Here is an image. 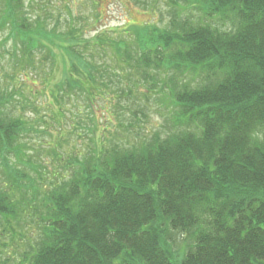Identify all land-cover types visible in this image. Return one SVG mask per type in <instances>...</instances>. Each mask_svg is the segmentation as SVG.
I'll return each mask as SVG.
<instances>
[{
  "label": "trees",
  "instance_id": "1",
  "mask_svg": "<svg viewBox=\"0 0 264 264\" xmlns=\"http://www.w3.org/2000/svg\"><path fill=\"white\" fill-rule=\"evenodd\" d=\"M3 2L13 58L20 50L38 70L66 56L49 106L76 95L94 106L100 96L116 110L121 94L170 106L164 131L95 148L42 196L11 160L22 155L27 122L6 117L12 96L0 97V228L19 222L24 204L42 224L19 264H264V0H172L170 29L146 23L121 39L98 35L106 47L95 45L97 54L109 50L117 63L105 71L87 60L93 44L80 28L57 31L25 15L22 0ZM140 86L145 97L133 92Z\"/></svg>",
  "mask_w": 264,
  "mask_h": 264
},
{
  "label": "rangeland",
  "instance_id": "2",
  "mask_svg": "<svg viewBox=\"0 0 264 264\" xmlns=\"http://www.w3.org/2000/svg\"><path fill=\"white\" fill-rule=\"evenodd\" d=\"M22 2L25 3L24 14L32 21L42 22L45 19L48 25L55 24L57 31L80 28L83 32L81 38L85 41L78 36L80 40L93 44L91 51H86L87 60L95 59L97 67L103 66L102 71L115 68L117 63L109 50L97 54L96 46L103 49L106 47V39L98 40V35L113 37L119 34L121 39L129 26L140 27L146 23L170 29V21L177 9L172 0H22ZM4 7L3 0H0V17ZM199 13L198 9L188 12L194 17L199 16ZM7 35V28L0 29V97L12 96L13 101L5 105L4 114L8 118L24 117L28 127L27 132L21 135L18 141L22 155L20 158L11 156V160L22 175L28 176V180L34 183L42 196L55 188V182H62L75 170H79L78 161L83 163L86 158L94 156L95 148L99 150L104 146L110 148L116 141L123 145L131 144L140 137L150 138L155 131H164L168 126L170 114L166 108L170 106L167 107L165 105L167 103L163 104L156 98L141 100L142 104L139 105L129 98H123L124 94L116 95V110L112 108L114 107L111 106L112 103L108 104L110 108L102 106L100 96L94 100V106L81 95L67 99L63 106L55 104L49 106L52 103L49 94L55 88V82L64 75L62 62L65 61V54L62 51L57 52L56 70L57 62L55 64L52 61L39 65L38 70H29L27 67L32 68L23 60L20 50L17 57L13 58L14 41L7 40ZM133 39L131 35L130 42H134ZM57 43L58 41L55 44ZM19 49L22 50V47ZM42 56L44 55L36 57L37 60L42 61ZM44 75L48 79L46 86L42 78ZM119 83L123 89L129 86L125 81ZM133 92L139 94L138 96L143 94L142 97L146 95V90L142 86L133 87ZM22 104H26V108ZM95 127L97 130L94 134L92 129ZM106 128H110L111 131H105ZM103 135L106 136L104 145L101 142ZM55 153L58 157H55ZM2 180H6V176L3 167L0 166V183ZM24 205L25 212H21L19 222L16 219L13 225L9 227L3 225L0 228V238L8 243V249L0 254V261H6L8 264H19L29 240L35 242L40 239L42 224L39 215H35L31 210H25L27 205ZM16 225L18 226L16 229H11ZM177 244L178 247L184 246L176 239Z\"/></svg>",
  "mask_w": 264,
  "mask_h": 264
}]
</instances>
